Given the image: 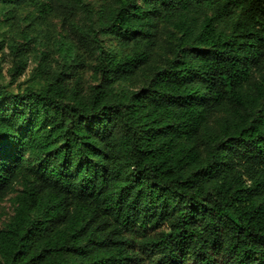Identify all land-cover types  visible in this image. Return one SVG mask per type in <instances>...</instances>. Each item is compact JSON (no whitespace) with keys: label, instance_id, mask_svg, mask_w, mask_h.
<instances>
[{"label":"trees","instance_id":"obj_1","mask_svg":"<svg viewBox=\"0 0 264 264\" xmlns=\"http://www.w3.org/2000/svg\"><path fill=\"white\" fill-rule=\"evenodd\" d=\"M0 23V264H264V0H0Z\"/></svg>","mask_w":264,"mask_h":264},{"label":"rangeland","instance_id":"obj_2","mask_svg":"<svg viewBox=\"0 0 264 264\" xmlns=\"http://www.w3.org/2000/svg\"><path fill=\"white\" fill-rule=\"evenodd\" d=\"M0 33L1 36L5 33V26L2 23H0ZM6 53H8L7 50L4 54L0 52V67L2 69V73L5 76V82H7L10 78L8 75V68L12 65V59L10 56L6 55ZM32 66L33 65L31 64L27 72L20 78L21 81H27L29 79V70L32 68ZM12 89L15 90L16 87L12 86ZM14 195V193H10L4 200L0 202V228H2L14 214Z\"/></svg>","mask_w":264,"mask_h":264}]
</instances>
